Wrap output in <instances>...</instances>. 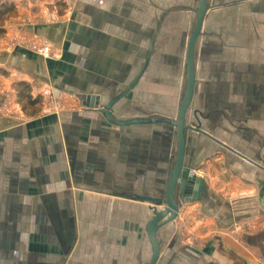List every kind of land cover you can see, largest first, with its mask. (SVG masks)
I'll return each mask as SVG.
<instances>
[{
    "label": "crops",
    "instance_id": "1",
    "mask_svg": "<svg viewBox=\"0 0 264 264\" xmlns=\"http://www.w3.org/2000/svg\"><path fill=\"white\" fill-rule=\"evenodd\" d=\"M197 2L0 0V102L11 84L24 99L15 114L0 103V191L30 223L5 240L9 264L148 263L146 225L165 205L176 157L171 121ZM51 3L62 19L36 20ZM12 37H41L60 56L6 48ZM194 73L184 163L203 184L157 229L156 264H264V0H207ZM46 86L98 94L99 107L113 101V118L143 121L115 124L85 105L43 113ZM181 220L199 243L181 242ZM250 222L258 228L235 226Z\"/></svg>",
    "mask_w": 264,
    "mask_h": 264
},
{
    "label": "water",
    "instance_id": "2",
    "mask_svg": "<svg viewBox=\"0 0 264 264\" xmlns=\"http://www.w3.org/2000/svg\"><path fill=\"white\" fill-rule=\"evenodd\" d=\"M207 8V0H198L195 20L191 33L189 35L187 49H186V84L183 97L178 107L175 120L171 123L176 128L177 137V152L173 168L169 175L166 189H165V205L162 209L155 210L152 218L149 219L146 225V232L151 243L152 254L147 264H156L159 253L160 245L157 238V229L165 223H168L176 218L179 211L178 199L190 200L195 198L197 191L201 188L203 180L196 175L193 170L184 163V151H185V139L184 130L185 115L192 99L195 73H194V53L196 40L201 32L203 24L204 14ZM83 97V103L87 107L99 108L104 114L106 119L112 123L124 125L133 122H141L142 119H128L117 120L111 115V105L113 101H110L103 107H99V95L98 94H85Z\"/></svg>",
    "mask_w": 264,
    "mask_h": 264
},
{
    "label": "rangeland",
    "instance_id": "3",
    "mask_svg": "<svg viewBox=\"0 0 264 264\" xmlns=\"http://www.w3.org/2000/svg\"><path fill=\"white\" fill-rule=\"evenodd\" d=\"M61 4H63V7H68L69 3L68 0H60ZM192 6L196 4V0H187ZM49 5V4H48ZM63 15V13H61ZM62 17V16H61ZM0 85H2V81H0ZM6 84H4L5 86ZM44 89H49L50 93L45 94L43 93ZM3 91V93H2ZM2 100H1V106L5 110L6 108L10 109L8 112L5 113H13L20 112L21 106L23 104L24 99H21V96H18L16 94V89L14 85H8V88H5L2 90ZM37 95V94H36ZM40 96V100L42 101V112L43 113H58L62 109H69V108H80V106L85 105L83 103V95L78 94L76 92H70V91H63V89H55L53 87L46 86L42 88V92L38 94ZM3 102V103H2ZM3 110V111H4ZM22 113V112H21ZM253 191H241L239 194L240 196H252ZM1 197H6V195H3L0 191V264H5V259L9 263L12 261L15 262V260L12 257V254L6 256L5 253H3L4 245H7L5 243V240L12 241L13 234H17L19 230L27 229L28 226L25 221H18L19 218V207L12 204L5 203L7 198L2 199ZM41 211H44L45 213L49 214L50 208L48 206L44 207H38ZM55 208V207H53ZM65 209V207H63ZM236 223V222H235ZM234 223V224H235ZM41 224V223H38ZM239 229H244V231H252L254 229H257L259 224L256 222H250L247 224H241L235 225ZM7 232L9 235H7ZM179 234H180V240L183 244L194 246L196 243H199L200 238L193 232L192 227L186 223V221L181 220L179 222ZM240 234V232H239ZM238 235V234H237ZM10 236V238L6 237ZM15 256V255H14ZM140 260V259H139ZM145 261H138L135 263H122V264H145ZM109 264V263H106Z\"/></svg>",
    "mask_w": 264,
    "mask_h": 264
},
{
    "label": "built area",
    "instance_id": "4",
    "mask_svg": "<svg viewBox=\"0 0 264 264\" xmlns=\"http://www.w3.org/2000/svg\"><path fill=\"white\" fill-rule=\"evenodd\" d=\"M56 3H51V5H43L40 9L38 16L35 18L36 20H40L43 22H55L62 19V15L57 11L55 6ZM38 18V19H37ZM25 46L46 58H56L60 56L58 50L50 43L49 41L41 38L35 37L32 39H23L19 37H12L8 41V45L6 48H12L15 46ZM43 93H50L49 89H44ZM11 109V108H10ZM9 108L3 109L4 112H8Z\"/></svg>",
    "mask_w": 264,
    "mask_h": 264
},
{
    "label": "trees",
    "instance_id": "5",
    "mask_svg": "<svg viewBox=\"0 0 264 264\" xmlns=\"http://www.w3.org/2000/svg\"><path fill=\"white\" fill-rule=\"evenodd\" d=\"M1 11H2V10L0 9V14H1ZM2 31H3V29L0 27V33H1Z\"/></svg>",
    "mask_w": 264,
    "mask_h": 264
}]
</instances>
